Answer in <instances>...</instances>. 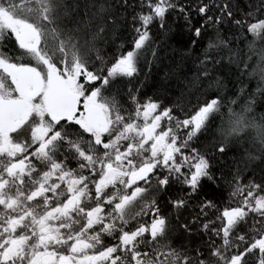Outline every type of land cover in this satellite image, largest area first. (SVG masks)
Returning a JSON list of instances; mask_svg holds the SVG:
<instances>
[{"label":"snow or ice","instance_id":"6c2138e0","mask_svg":"<svg viewBox=\"0 0 264 264\" xmlns=\"http://www.w3.org/2000/svg\"><path fill=\"white\" fill-rule=\"evenodd\" d=\"M0 15L27 25L30 39L23 51L38 62L43 57L55 64L57 53H73L75 83L82 91L77 118L89 97L110 113L111 126L99 136L67 118L55 123L49 135L59 133V140L47 154L59 158L58 166L69 163L72 171L79 165L64 154L70 145L106 155L115 144L137 177L129 189L147 197L136 205L137 197L131 191L121 194L115 184L105 203L98 202L101 215L95 223L58 243L71 249L84 235L97 241L110 236L100 250L107 254L104 264H209L210 258L264 264V114L256 116L257 107L264 108V50L257 61L237 43L243 39L264 49V0H0ZM179 19L181 35L190 34L184 55H195L196 74L192 87L164 100L147 91L142 64L161 61L159 32L153 30L168 33L170 21ZM125 26L131 39L116 44ZM3 38L13 39L0 24ZM197 40L206 46L194 51ZM182 72L183 66L170 68L163 79L183 81ZM35 171L47 167L36 161ZM225 193L238 202L221 213ZM35 199L42 203L50 196ZM92 207L85 208L81 199L69 216L77 211L87 216ZM234 209L236 214L226 215ZM70 258L79 264L75 255ZM17 261L25 264V257L7 264Z\"/></svg>","mask_w":264,"mask_h":264},{"label":"flooded vegetation","instance_id":"af4514ba","mask_svg":"<svg viewBox=\"0 0 264 264\" xmlns=\"http://www.w3.org/2000/svg\"><path fill=\"white\" fill-rule=\"evenodd\" d=\"M32 126L28 125L19 134L22 128L15 125L18 132L12 137V143L21 145V152L10 154L1 152L0 149V177H3V182H0V248L4 249L0 253V264H7L9 260L20 256L25 257V264H28V258L31 264H65L66 260L68 264H77V260L70 258L73 255L86 264H104V253L100 250L111 239L110 236L105 235L97 241L84 235L82 239L72 242L71 249L57 241L67 237L70 232L80 234L89 227L96 214L101 215L99 204L105 203L117 184L104 183L110 176L118 175L119 192L124 194L131 191L137 197L134 203L139 205L147 197L137 194L135 188L129 189V185L137 177L131 175V171L126 173L112 167V163H107L104 167V154H88L76 144L70 145L71 151L66 150L64 154L72 165L79 166L73 167L72 171L68 170L69 163L61 161L58 166L59 158L54 154L48 155L47 152L42 154L39 145L35 151H31L35 145L32 144V133L36 127L33 123ZM57 134L53 133L54 136ZM58 140L59 134L54 143ZM4 143L5 140H2L0 148ZM54 143L47 141L43 146L48 149ZM99 152L103 153V149ZM87 156L93 157V160L88 161ZM36 161L40 162L42 168L47 167V171L36 172ZM93 172L96 173L95 176ZM45 193L50 196V201L44 199L42 203L37 202L35 198ZM81 199L85 208L93 205L96 207H92L87 216L82 211H77L75 217L71 218L69 210L78 209ZM129 201H132V197H129ZM49 203L53 207L49 208ZM121 204H125L123 199ZM233 211L231 215L237 212ZM136 222L141 221L137 218ZM132 226L130 223L129 228ZM83 244H88V247L81 250ZM219 261L213 264H220Z\"/></svg>","mask_w":264,"mask_h":264},{"label":"rangeland","instance_id":"374dc122","mask_svg":"<svg viewBox=\"0 0 264 264\" xmlns=\"http://www.w3.org/2000/svg\"><path fill=\"white\" fill-rule=\"evenodd\" d=\"M0 24L6 25V31L23 51L30 39L27 25L19 20L5 18L3 15H0ZM3 39H0V54ZM23 52L28 55L27 52ZM33 60L37 66L15 64L0 55V90H2L0 94V143L5 140L0 148L1 152L10 154L21 152V145L12 143V137L18 132L15 125H20V129L22 128L19 134L24 132L28 125L32 126V123L36 126L32 133V144H38L42 154L46 153L47 147L43 146L45 142H56L59 133L56 136L53 134L50 136L49 132L60 120L67 118L79 124L85 132H92L96 136L103 134L111 126L108 109L102 101L97 102L92 97L85 99L84 112L79 118L76 117V107L82 91L75 83L78 75L75 67L65 72L60 71L43 57H40L39 62L34 58ZM123 157L124 153L113 144L104 155V167L107 163H112V167L129 173L131 169L122 162ZM87 159L91 161L93 157L87 156ZM107 179L104 182L107 185L118 183V175ZM96 217H98L97 214L89 223V227L95 223ZM87 245L83 244L81 250L87 248ZM106 255L104 253L102 256L105 258ZM65 264H68L67 260ZM79 264L86 263L79 261Z\"/></svg>","mask_w":264,"mask_h":264},{"label":"trees","instance_id":"16d2710c","mask_svg":"<svg viewBox=\"0 0 264 264\" xmlns=\"http://www.w3.org/2000/svg\"><path fill=\"white\" fill-rule=\"evenodd\" d=\"M181 3H195V0H181ZM193 19L196 22V26H200L199 18L196 17L195 13H193ZM172 25L171 31L168 33L160 32L158 29H154V33L159 32L157 35V42L160 43L159 55L161 57V61L159 63H153L150 67L147 65H143L144 75L142 76V80L146 85L147 91L154 95L159 96L164 100H175L179 96V88H189L192 87V84L189 82L193 79L196 74L195 68V55L186 56L184 52L189 47L188 36L190 34H183V19H179L177 21H170ZM209 32L204 33L205 40L207 39ZM131 39V36L128 33L127 26L123 28L119 37L116 40V44H119L121 40L128 41ZM192 39H196L192 37ZM237 43L239 46L244 49L245 53L251 55L253 59L259 60V54L262 50L259 43H251L244 41L243 39L238 40ZM204 40H197L196 49L194 51H198L200 48L205 47ZM114 50L113 48H109V51ZM1 54L5 58H8L9 61L15 64L27 65V66H37L36 62L33 60L31 55H26L17 45L16 40L13 38L11 40L4 38L1 43ZM149 59L151 57L149 56ZM75 57L71 51L68 53H57L55 56V64H52L60 71H65L64 64L67 62V71H71L74 68ZM59 66V67H58ZM178 66H183L182 75H186L187 79L183 81H177L175 79H169L167 82L163 79L165 72H167L170 68H175ZM258 77L252 79V83L250 87L255 90L256 83L258 82ZM264 114V108L257 107L256 116ZM238 202L237 197L228 198L227 193H225L224 199L221 203V213L223 210H231L236 206ZM235 211H238L234 209ZM219 243V242H217ZM233 243H238V241L233 240ZM206 246V245H202ZM221 253H223V248L219 249ZM219 259H211L209 264H213ZM221 264V261H219Z\"/></svg>","mask_w":264,"mask_h":264},{"label":"water","instance_id":"95a60500","mask_svg":"<svg viewBox=\"0 0 264 264\" xmlns=\"http://www.w3.org/2000/svg\"><path fill=\"white\" fill-rule=\"evenodd\" d=\"M232 213H234V211ZM232 213H227L226 215H231Z\"/></svg>","mask_w":264,"mask_h":264}]
</instances>
